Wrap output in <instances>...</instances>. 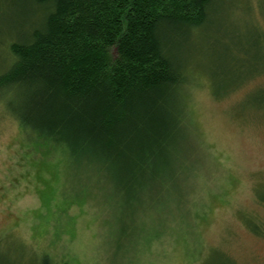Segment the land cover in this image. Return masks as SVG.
Segmentation results:
<instances>
[{"label":"rangeland","instance_id":"374dc122","mask_svg":"<svg viewBox=\"0 0 264 264\" xmlns=\"http://www.w3.org/2000/svg\"><path fill=\"white\" fill-rule=\"evenodd\" d=\"M213 2L173 93L187 168L159 196L40 143L0 93V264H264V0ZM43 14L0 0V63Z\"/></svg>","mask_w":264,"mask_h":264},{"label":"trees","instance_id":"16d2710c","mask_svg":"<svg viewBox=\"0 0 264 264\" xmlns=\"http://www.w3.org/2000/svg\"><path fill=\"white\" fill-rule=\"evenodd\" d=\"M26 1L44 14L1 60L7 108L37 141L95 166L118 189L164 193L179 178L176 161L188 163L174 150L173 93L188 64L180 57L213 23L214 0ZM250 45L251 36L238 51Z\"/></svg>","mask_w":264,"mask_h":264}]
</instances>
